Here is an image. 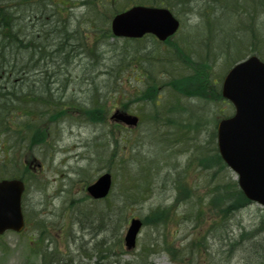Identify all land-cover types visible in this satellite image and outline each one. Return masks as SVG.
<instances>
[{"label":"rangeland","instance_id":"1","mask_svg":"<svg viewBox=\"0 0 264 264\" xmlns=\"http://www.w3.org/2000/svg\"><path fill=\"white\" fill-rule=\"evenodd\" d=\"M57 1L67 2L72 6L66 14V17L73 16L74 23L66 24L69 30L77 28V24L81 30L89 33L92 40H95V37L101 40L97 50L99 54H84L82 47L79 46L77 50L72 49L70 54L65 53L67 57L62 55L60 60L55 50L54 55L47 56L45 62H41L46 65V72L50 70L55 73L47 79L46 72L31 68L30 74H27L29 77L27 84L34 87L32 75L37 74L39 80L45 81L43 84L37 83L38 87L42 86L45 89L42 90L45 95L52 97L54 95L56 101L67 102L72 95L75 99L87 101L92 105V95H100L102 103L109 111L107 115L104 114L103 119L92 122L81 118L78 111L69 110L68 115L51 123L50 140L53 145H37L33 150L28 149V146L21 149L18 158L26 157L30 160L35 157L41 167L37 165L32 167L33 174L23 201L25 215L30 216L28 229L21 235L8 232L0 239V264H41V258L30 255L33 251L29 246L32 244L33 247H37L35 242L30 241L39 238L40 235L41 246L53 254V264H178L170 254L162 250L155 251L147 261L140 255L142 246L152 243L162 247L165 238L168 241L173 239L176 247L184 250L180 255V257L185 255L182 264H240V257L244 259L243 256L247 255L243 244L239 245L236 242L234 246L233 240L235 238L239 240L243 229L250 230L258 225L259 215L264 212V207L253 203L236 212L227 221L225 232L222 235L211 234L206 250L197 255L196 250H191V242L198 233H205L208 227H196L195 218L191 215L192 210L196 209L195 202L199 199L191 195L185 201L183 199L185 197L178 196L176 189L177 182L181 179L191 184L199 183V195L205 197L202 192L206 188L203 185L212 179L214 171L199 169L196 164L190 165L189 168L186 163L193 155L200 154V151L196 150V144L204 146V150L206 147L214 148L213 141L209 146L207 144L212 135V128L218 120L216 111L219 104L214 103L213 98L207 103L200 99L188 100L191 104L204 108L203 112L198 111L197 116L204 113L202 119H205V123L198 127V133L193 127L186 133L180 132L184 135L183 139L176 141L177 135L173 134L176 127L164 125L162 122L166 120L165 114H161L162 123L158 124L151 120L154 114L152 103H139L135 100L133 92L142 88V83L138 82L141 81V77L136 75L135 81L128 80L132 71L125 68V78L121 74L118 83L114 78L118 71L122 72L118 70L117 65L123 58V65L136 63L142 59L144 62L163 60L165 55L160 54L159 47L153 39L128 41L109 35L108 32L104 33L103 30L108 29L109 20L106 23L97 21L99 31L95 33L89 28L92 26L90 20L97 18L98 14L92 12L89 14L87 8L76 5L73 7L74 3H70V0ZM71 1L79 3V0ZM14 2L18 0H9V3ZM127 6L124 0L119 1L114 5H107L101 13H106L110 18V13ZM13 9H19L23 16L20 26L26 33L22 37H28L26 43L35 36L38 39L39 34L41 40L35 41L48 44L56 43L61 36L57 31L61 24L51 12L40 14L42 8L39 6L37 14L31 15L29 4H20ZM175 13L182 20L183 27L174 39L180 44L186 38L190 42H195L196 37H202L195 45L204 49L206 41L203 40V36L196 33L203 29V18L181 9ZM57 15L61 18L60 14ZM57 21L58 25L54 28L46 25V22H49L53 27ZM52 29L54 33L50 32ZM76 36L79 39H70V44H66L63 49L69 50L71 45H76L77 42L81 44V35ZM189 38H192V41ZM26 46L23 49H26ZM168 47L169 45L160 46ZM44 50L45 48H40V51ZM46 50L48 53L52 51L50 46ZM136 50H143L145 54L136 53ZM24 51L20 52V55H23L24 62H27L28 58L30 59V51ZM143 56L146 60L142 58ZM210 57L214 64V56ZM219 59L220 62L215 63L214 68L216 72H220L219 77L222 78L228 70V65L223 64L222 58ZM4 67L5 64L0 65V68ZM4 82L0 79V86L6 87ZM114 88L118 92L114 93ZM170 90L172 88L167 87L161 93L163 104L172 97L168 95ZM183 101L186 104L185 97H181L180 103ZM125 104L128 105L129 112L145 116V122L132 131L125 130L110 120L111 114L116 109H123ZM41 109L40 105L39 110ZM185 110L183 113L186 115L189 111L186 108ZM178 111L173 109L169 113L175 122L185 118V115ZM181 121L187 122L186 119ZM6 153V149L3 152L0 149V158ZM228 169L216 176L214 182L217 183L219 179L228 175L236 177L235 173ZM105 172L113 174L112 193L107 201L93 202L86 188ZM131 199L137 201L133 203ZM174 200L176 214L173 220L156 227L149 225L143 227L137 248L126 251L123 239L128 221L133 217L143 219L153 209L171 205ZM91 209L96 211L95 215L87 211ZM231 250L233 251L230 252Z\"/></svg>","mask_w":264,"mask_h":264},{"label":"trees","instance_id":"2","mask_svg":"<svg viewBox=\"0 0 264 264\" xmlns=\"http://www.w3.org/2000/svg\"><path fill=\"white\" fill-rule=\"evenodd\" d=\"M28 1L30 0H18V2L9 3L8 0L0 4V65H6V67L0 68L1 82L4 80L6 85V87L0 86V148L4 147L9 151V156L4 162L1 161L0 163V177L20 176L24 178L27 176L29 169L23 171L21 169L23 161L17 157L21 149L20 146L25 144L29 148H34L37 145L49 144L51 123L68 115L69 110H78L85 119L91 121L103 119L109 111V108L102 103L100 95H92V105L85 107L76 104L74 100L67 102L56 101L54 96L44 95L43 91L38 93L35 87H30L27 84L29 78L27 74H30V69L41 70L40 72L42 73L46 72L47 67L45 64H41V62H45L47 56L54 55L55 50L60 60L63 57L62 55L67 57V54H70L72 49L75 48L77 50L81 45L83 49L88 51L83 39H88V33L82 32L79 26L69 30L68 26H66L68 19L64 20L57 17V13L60 11H68L67 2L36 0L35 3H32ZM49 1L54 8L51 10V13L56 16L55 19L61 24L57 28L58 35H61L59 36L60 39L58 38L56 43L49 44L46 42H36L37 40H41V35L39 34L38 39L35 36L26 43L25 41L28 37H22L26 33L20 27L19 30L12 27L14 23L10 19L6 9L10 10L9 7L13 9L14 4L18 5L28 2L25 5L29 4L33 11H31V15L37 14L39 6L42 8L40 14H45L48 5H50ZM119 1L123 0H88V9L92 13L98 14L97 18L90 20L92 27L94 28L93 24H97V21L103 22L106 19V13L101 12L107 5H114ZM124 1L127 5L131 3L167 5L175 11L181 9L196 13L200 18H203L202 31H206V35H203L206 41L204 49L188 40H183L184 42L180 44L177 40L167 41L166 43L169 47L160 48V42L154 40V43L159 47L160 54L163 53L165 55L163 60L156 59L144 62L142 59L136 63L132 62L123 65V58L122 62L120 61L121 63L117 65L119 67L118 70L122 72L119 73L118 71L115 77L113 76L116 83L119 82L121 74L125 78V68L132 71L128 80L133 82L136 75L141 77V81L138 82L142 83V88L137 87L139 89H135L133 95L139 103H152L153 109L156 110V114L154 112V115L151 117L152 119L161 118L159 116L163 113V106L160 99L163 97L161 93L164 92L165 88H172L168 95L172 97L175 95L178 101L181 96H186L187 98H198L203 102H210V98H213V100H217L216 102L221 103L223 98L220 94L219 84L214 81L215 77H219V73L214 68V64L220 62L219 58L226 61V64L231 65L251 52H257L259 55L264 56V0H198L197 2L195 0ZM34 5L39 6L36 7ZM114 12L117 11H113L112 13ZM100 17L103 19H99ZM58 21L52 28L58 25ZM44 25L45 22L43 23ZM97 30H99L98 27ZM202 31H196V33L199 34ZM50 32L54 33L53 29ZM77 34L78 36L81 35V44L77 42L75 43L76 45L72 44L69 50L63 49L66 44H70V39L75 40L77 38ZM32 41L34 44H32ZM25 45H27L26 49H23ZM48 46L52 49L51 53H48L46 50ZM97 47L95 50H97ZM40 48H45V50L40 51ZM24 50L30 51V59L28 58L27 62H24L23 55H20V52ZM135 52L144 54L142 50H136ZM210 55L214 56V64ZM142 58L146 60L144 56ZM51 59L53 58L51 57ZM19 64L20 66H16ZM46 75L48 79L49 73L46 72ZM108 75L110 74L108 73ZM38 78L34 81V85L45 83L44 80H39ZM107 81L109 82V80ZM115 92H118V90L114 88ZM39 104L42 106L41 110H39ZM164 107V110L168 111H172L173 109L181 110L179 105H176L170 98L165 101ZM226 108L227 113H229V104L226 105ZM123 109L128 110V105H123ZM48 121L50 122L49 124L47 123ZM173 123L176 122L173 121ZM184 126L188 128L187 124ZM199 126L197 124L194 127L197 133ZM196 150L200 151L199 155L194 156V164L197 165V168L207 171H213V169L217 168L213 172V177L210 180L211 183L209 181L203 185L206 188L203 189L205 197L199 195V183L189 184L182 181V179L180 182H177L178 196L180 198L185 197L183 199L186 201L192 195V197L199 199L195 202L196 209L191 212V215L195 218L196 227H208L205 233H198L197 237L191 242V250H196L198 255V253L206 250L209 236L211 234L222 235L226 230L229 218L251 204V202L246 198L239 188L238 182L232 176H224L217 183L214 182L216 176L222 172V168H226V165L215 149L214 153L209 154V152L206 153L207 150H204V146L196 144ZM129 174L131 176L130 172ZM131 200L133 203L137 201ZM175 206L176 203L153 209L143 218L144 226L156 227L160 224L170 223L176 214ZM259 217V223L256 227L250 229V231L245 229V231L240 233L239 240L236 238L233 240L234 246L236 242L239 245L243 244L244 252L247 255V257L243 256L244 259L240 257V264H264V214H261ZM237 244L236 246H238ZM141 249L140 255L146 261L157 250L170 254L172 259L178 264H182L185 261V255L180 257L184 250L176 247L173 239L168 241L165 238L162 247L151 243L142 246ZM191 255H193V252H191Z\"/></svg>","mask_w":264,"mask_h":264},{"label":"water","instance_id":"3","mask_svg":"<svg viewBox=\"0 0 264 264\" xmlns=\"http://www.w3.org/2000/svg\"><path fill=\"white\" fill-rule=\"evenodd\" d=\"M179 21L166 8L135 6L115 16L112 29L116 35L140 38L153 34L166 40L179 28ZM223 95L236 107V114L219 124V148L224 160L239 174V184L247 197L264 204V62L257 57L236 64L223 82ZM113 119L136 125L138 118L117 111ZM112 177L101 176L89 186L96 199L109 194ZM23 182H0V234L7 229L21 231L25 221L22 212ZM142 227L140 219H132L125 235L129 250L136 246Z\"/></svg>","mask_w":264,"mask_h":264},{"label":"bare ground","instance_id":"4","mask_svg":"<svg viewBox=\"0 0 264 264\" xmlns=\"http://www.w3.org/2000/svg\"><path fill=\"white\" fill-rule=\"evenodd\" d=\"M2 3V1H0V4ZM6 11L9 13V16H10V19H12V22L14 23V25L12 26L13 28H15V29H19V27L20 28H22L21 26H20V22H21V20L23 19V16H22V14L20 13V10L19 9H10V10H8V9H6ZM46 25L49 27V28H52V25L49 23V22H46ZM55 25H56V23H55ZM54 25V26H55ZM17 26V27H16ZM23 30V29H22ZM21 64V63H20ZM20 64L19 65H16V66H20ZM16 68H18V67H16ZM49 77L50 76H52L55 72L54 71H50L49 70ZM32 77H33V81H35L38 77H37V74H33L32 75ZM29 79V78H28ZM43 84V83H42ZM34 87L36 88V92H42V90L44 91L45 89H43V87L42 86H39L38 87V85H34ZM90 88V87H89ZM46 90H49V89H46ZM45 95V94H44ZM54 96V95H53ZM260 216V215H259ZM260 218V217H259ZM243 231H245V229H243L242 230V232ZM250 231V230H249ZM241 232V233H242Z\"/></svg>","mask_w":264,"mask_h":264}]
</instances>
